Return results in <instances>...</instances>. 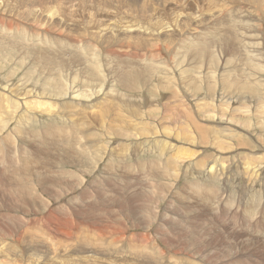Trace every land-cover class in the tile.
Segmentation results:
<instances>
[{
	"label": "rangeland",
	"instance_id": "obj_1",
	"mask_svg": "<svg viewBox=\"0 0 264 264\" xmlns=\"http://www.w3.org/2000/svg\"><path fill=\"white\" fill-rule=\"evenodd\" d=\"M263 14L264 0H0V83L59 105L5 122L0 169L62 136L113 142L84 153L98 163L84 176L0 171V264H264V184L248 171L264 167ZM28 108L36 125L18 128ZM55 119L59 136L42 135Z\"/></svg>",
	"mask_w": 264,
	"mask_h": 264
},
{
	"label": "bare ground",
	"instance_id": "obj_2",
	"mask_svg": "<svg viewBox=\"0 0 264 264\" xmlns=\"http://www.w3.org/2000/svg\"><path fill=\"white\" fill-rule=\"evenodd\" d=\"M258 2V1H257ZM263 3V2H262ZM262 7V6H261ZM252 10V9H251ZM264 15V14H263ZM126 19H127V17H126ZM132 19V18H131ZM132 21H134V20H132ZM129 23H130V21H129ZM126 24V23H125ZM132 24H134L133 22H132ZM127 25V24H126ZM135 25V24H134ZM141 25V24H140ZM262 25V24H261ZM142 26V25H141ZM125 27V26H124ZM134 27V26H133ZM135 28V27H134ZM137 28V27H136ZM124 28H123V26H120L119 27V29L118 30H123ZM140 29V28H139ZM138 29V30H139ZM143 29V28H142ZM147 29V28H146ZM160 29H163L162 27H160ZM164 30H165V27H164ZM149 31V30H148ZM122 32V31H121ZM147 32V31H146ZM151 33V32H150ZM138 36V35H137ZM141 36V35H140ZM158 42V41H157ZM209 45V44H208ZM156 46V45H155ZM206 46V45H205ZM1 48V47H0ZM160 48V47H159ZM2 49V48H1ZM204 51V50H203ZM208 51V50H207ZM197 52V51H196ZM209 52V51H208ZM129 53V52H128ZM134 53V52H133ZM145 54V53H144ZM149 54V53H148ZM154 55V54H153ZM214 55V54H213ZM212 55V56H213ZM152 56V55H151ZM168 56V55H167ZM157 57V56H156ZM201 57V56H200ZM3 58V57H2ZM153 58V57H152ZM154 59V58H153ZM238 64V63H237ZM172 65V64H171ZM256 67V66H255ZM240 78V77H239ZM246 78V77H245ZM248 78V77H247ZM54 80V79H53ZM60 80V79H59ZM55 81V83H53L55 86H56V83H57V80H54ZM50 83V82H49ZM15 86V85H14ZM14 86H8V85H3L2 83H0V97L2 96V97H5V99L4 100H0V121H2L3 122V126H1L2 128H0V131H2V129H3V127H8V125L9 124H5V122L7 123V121L9 120V121H12V118H14V115L16 114V112H18L17 110L19 109V108H21V106H24V108H25V105L27 106V104H28V106H31L30 104H34V106H31V107H37L38 109L40 108L41 110H45V111H50L51 112V110L52 109H54L55 107H57V106H59L58 105V103H57V101L56 100H54V101H56V102H54V103H49L48 101L47 102H44V101H41V98L39 97V96H36V97H39L40 98V100L38 101L37 100V98H36V100L34 99V100H32V103H28L25 99L24 100H20V98H19V94H17V93H15V92H13V91H15V90H11L12 88L11 87H14ZM49 86H50V84H49ZM252 86V85H251ZM57 87V86H56ZM63 87V86H62ZM192 87V86H191ZM190 87V88H191ZM253 87V86H252ZM27 87L26 86H21V87H18L17 86V90H23V89H26ZM7 91H10V94H7ZM29 92H32V90H29ZM40 92H41V90H40ZM33 93H34V91H33ZM36 93H38V91L36 92ZM46 93V92H45ZM40 94V93H39ZM66 94V93H65ZM37 95V94H36ZM207 99V98H206ZM50 101V100H49ZM175 101V100H174ZM50 102H52V101H50ZM84 103V102H83ZM190 103V102H189ZM105 104V103H104ZM103 104V105H104ZM257 104V103H256ZM80 105H82V102L81 101H78V103L77 102H75V101H73V106L75 107V108H79L80 107ZM252 105V104H251ZM83 106V105H82ZM102 106V105H101ZM249 106V105H248ZM69 107H72V105L70 104V106ZM201 107H202V105H201ZM251 107V106H250ZM36 108V109H37ZM89 108V107H88ZM100 108V107H99ZM98 108V109H99ZM109 108V107H108ZM142 108V107H141ZM29 109V108H28ZM32 110H34L35 108H31ZM192 109V108H191ZM77 110V109H76ZM81 111H82V108H81ZM80 111V112H81ZM101 111V110H100ZM99 111V112H100ZM248 111V110H247ZM63 112V111H62ZM83 112V111H82ZM98 112V111H97ZM109 112V111H108ZM134 112V111H133ZM234 112V111H233ZM6 113H11V118H6L5 117V114ZM34 114H35V116H36V113L35 112H30V109H29V112H26V113H23V114H21L20 115V120H18V122H17V124H16V126L19 128V127H21V126H23V124L24 123H31L32 125H33V123H32V119L33 118H35V116H34ZM82 114V113H81ZM80 114V115H81ZM102 114V113H101ZM79 114L78 115H76L77 117L75 118V120L73 121L72 120V122L74 123V124H79V120L80 119H82V117L80 116ZM84 115V114H83ZM89 115V114H88ZM100 115V114H99ZM174 115V114H173ZM172 115V116H173ZM103 116V115H102ZM86 117H87V115H86ZM78 118H80V119H78ZM84 118V117H83ZM6 120V121H5ZM56 121H53L54 123H53V125L52 124H47L46 126H44L43 128H42V131H43V133H42V135L43 134H45V135H49V134H52L53 133V135H52V138H53V136L54 135H56V136H59V135H57L58 134V132H59V130H62V129H60V127H57L56 126V123H58V120L57 119H55ZM85 120V119H84ZM107 120V119H106ZM87 121V120H86ZM86 121H84L83 123H82V121H80L81 123L80 124H84V123H86ZM99 121H100V119H99ZM101 123V122H100ZM36 124H34L33 126H35ZM103 126V125H102ZM78 127V126H77ZM216 127H218V126H216ZM190 128V127H189ZM36 129V128H35ZM35 129L33 130V132H34V135H35V137H34V143H37V141H38V139H37V137L39 136V137H41L42 135H39L40 133H39V131L38 130H36V131H38V133L39 134H37L36 133V131H35ZM41 130V129H40ZM212 131V130H211ZM227 131V130H226ZM221 132H223V131H221ZM192 133V132H191ZM216 133H217V130H216ZM38 136H37V135ZM62 134V133H61ZM72 134V133H71ZM195 134V133H194ZM193 134V135H194ZM65 136H66V134H64ZM87 136H84V138H86V140H88V142H89V146L87 147L86 146V143L85 142H83V140H82V142L80 141V142H78L80 139H78L77 140V138H76V140L74 141V140H70V138H69V140L71 141H69V142H65L64 144H63V141H62V139H63V136H62V138L60 139V137L59 138H56V139H52L51 141L52 142H46V143H43V144H41V146H39V145H36L37 147L36 148H34V149H32V148H26V151L28 152V155H27V157H21L20 159H17L18 157H20V156H18V154H16V156H15V160L13 159V160H10V159H4V162H8V163H10V165H12V166H14L12 169H7V168H5V169H0V171H2L3 173H4V175L7 177V178H9V181H14L15 183H16V185H17V183L18 184H22V183H29V182H39L40 183V181H39V177H41L42 175H44L47 171H49V170H54V169H56V168H60V170L62 171V169H65V167L66 166H71V167H73V168H77L78 167V169L79 170H81L82 171V175L83 174H87V173H90V172H95V170L98 168V163L97 162H95V161H88L89 160V158L86 160V159H84V153L85 152H88V153H90L91 155L93 154L92 152L94 151L96 154H106L107 153V147H106V145H108L109 147H110V143H111V139L109 138H107V136L105 137V139H103L104 140V142L103 143H100V142H95L94 141V139H92V137H91V135L90 134H86ZM217 135V134H216ZM233 135V134H232ZM38 137V138H39ZM43 137V136H42ZM48 136H45V137H43L42 139L43 140H45V138H47ZM67 137H68V134H67ZM222 137H224V136H222ZM262 137V136H261ZM65 139H66V137H64ZM81 138V137H80ZM88 138V139H87ZM152 138V137H151ZM217 138V137H216ZM227 138V137H226ZM41 139V138H40ZM50 139V138H49ZM68 139V138H67ZM72 139V138H71ZM171 139V138H170ZM257 139V138H256ZM5 140L6 141H9V138L7 137V138H5ZM217 140V139H216ZM40 141V140H39ZM68 141V140H67ZM92 141H93V143H92ZM150 141L152 142V144L150 143ZM150 141H145V143L146 144H144V142H141V144H143L144 146H146V148L149 150V149H153V147L155 146V145H158L159 146V142L160 141H158V140H150ZM156 141H157V143H156ZM175 141V140H174ZM223 141V140H222ZM13 142V141H12ZM16 142V139H15V141L13 142V144L12 145H14V143ZM163 143H162V147L163 148H165V147H167V144H168V142H166L165 140H163L162 141ZM200 142V141H199ZM53 143V144H52ZM58 143L60 144V143H62L63 145H61V146H59L58 145ZM113 143V142H112ZM111 143V144H112ZM172 143V142H171ZM221 143V142H220ZM197 144V143H196ZM218 144V143H217ZM52 145V146H51ZM76 145H78V150L77 151H75L76 150ZM161 145V144H160ZM10 146V144H8V147ZM175 146V145H174ZM221 146H224V145H221ZM25 147V146H24ZM43 147H50V149H49V151H48V154H47V157H43V155L41 154V151H42V148ZM89 147H90V149H89ZM195 147H196V145H195ZM202 149H203V146H200ZM110 148H112V147H110ZM142 148V147H141ZM161 148V147H160ZM171 148V147H170ZM198 148H199V146H198ZM0 149H1V147H0ZM193 149V148H192ZM206 149V148H205ZM51 150H53V151H51ZM173 150V149H172ZM188 150V149H187ZM198 150V149H197ZM223 150H225V149H223ZM158 151V150H157ZM180 151H181V149H180ZM189 151H191V150H189ZM199 151V150H198ZM218 152H219V150H217ZM154 152V151H153ZM174 152V151H173ZM176 152V151H175ZM32 153V154H31ZM61 154V156L59 155V154ZM178 153V152H177ZM222 153V152H221ZM23 154L25 155V153L23 152ZM118 154V153H117ZM117 154H115V152H114V149H112V151L110 152V155H107L108 156V158H113L114 159V157H117ZM191 154V153H190ZM88 155V154H87ZM94 155V154H93ZM171 155V154H170ZM175 155V154H174ZM179 155H180V153H179ZM58 156H60L61 158H59ZM89 156V155H88ZM87 156V157H88ZM182 156V155H181ZM191 156V155H190ZM196 156V155H195ZM103 157V156H102ZM35 158V159H34ZM86 158V157H85ZM97 158V157H96ZM98 158H99V156H98ZM177 158V157H176ZM121 159V158H120ZM17 160H20V161H17ZM101 159H98L97 161H100ZM177 160V159H176ZM179 160V159H178ZM121 161V160H120ZM249 162H251V161H249ZM253 162V161H252ZM251 162V163H252ZM19 163V164H18ZM220 163H223V162H220ZM246 163H248V162H246ZM175 164V163H174ZM177 164V163H176ZM255 164V163H254ZM106 165H107V167L109 166L108 165V163H106ZM220 165V164H219ZM221 166V165H220ZM222 166H223V164H222ZM225 166V165H224ZM252 166V165H251ZM264 166V165H263ZM168 167H169V165H168ZM37 168V169H36ZM75 168V169H76ZM115 168V167H114ZM36 169V170H35ZM108 169H110V168H108ZM46 170V171H45ZM11 171V173L9 174V172ZM108 171V170H107ZM114 171V170H113ZM248 171H249V173H250V178L256 183H258L259 184V186H260V189L259 190H261V184H264V167H259L258 169H256V166L255 167H252V168H249L248 169ZM37 172H40L39 174H37ZM66 171H64V173H65ZM221 172V171H220ZM15 174H16V176H15ZM61 174H63V171H62V173ZM106 174H107V172H106ZM112 174V173H111ZM220 174V173H219ZM247 174V173H246ZM66 175V174H65ZM113 175V174H112ZM127 175H129V174H127ZM63 176V175H62ZM69 176V175H68ZM84 176V175H83ZM88 176V175H87ZM209 176H211V177H213L212 176V174L211 175H209ZM220 176V175H219ZM78 177V176H77ZM126 177H128V176H126ZM130 177V176H129ZM72 178V177H71ZM18 180V181H17ZM122 182V181H121ZM263 182V183H262ZM41 184V183H40ZM37 185V184H36ZM257 185V184H256ZM153 188V187H152ZM214 190V189H213ZM181 201V200H180ZM262 201V200H261ZM183 204V203H182ZM260 205V204H259ZM92 206V205H91ZM220 212V211H219ZM172 216V215H171ZM175 218V217H174ZM172 219V218H171ZM174 220V219H173ZM200 220H201V218H200ZM254 220V219H253ZM256 220V219H255ZM172 221V220H171ZM173 222V221H172ZM250 222V221H249ZM253 222V221H252ZM251 222V223H252ZM257 222H258V220H257ZM261 222V221H260ZM259 222V223H260ZM255 224H256V222H254ZM254 224V225H255ZM260 225H264V224H260ZM181 226H183V224L181 225ZM253 226V225H252ZM256 226V225H255ZM254 226V227H255ZM259 226V225H258ZM256 228V227H255ZM204 229V228H203ZM209 230V229H208ZM108 240V239H107ZM110 242V241H109ZM107 243V242H106ZM110 245V244H109ZM110 247V246H109ZM204 247V246H203ZM162 248V247H161ZM119 249V248H118ZM160 249V248H159ZM156 250V249H155ZM255 253V252H254ZM114 256V255H113ZM154 256H156V255H154ZM131 257V256H130ZM155 258V257H154ZM15 259V258H14ZM136 260V259H135ZM29 263V262H28ZM124 263V262H123ZM216 264V263H215Z\"/></svg>",
	"mask_w": 264,
	"mask_h": 264
}]
</instances>
